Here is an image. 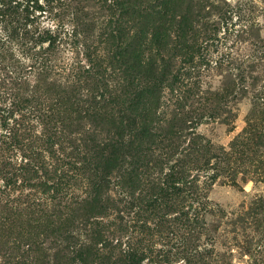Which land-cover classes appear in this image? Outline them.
<instances>
[{
    "label": "rangeland",
    "instance_id": "rangeland-1",
    "mask_svg": "<svg viewBox=\"0 0 264 264\" xmlns=\"http://www.w3.org/2000/svg\"><path fill=\"white\" fill-rule=\"evenodd\" d=\"M6 1L0 264H264V0Z\"/></svg>",
    "mask_w": 264,
    "mask_h": 264
},
{
    "label": "trees",
    "instance_id": "trees-1",
    "mask_svg": "<svg viewBox=\"0 0 264 264\" xmlns=\"http://www.w3.org/2000/svg\"><path fill=\"white\" fill-rule=\"evenodd\" d=\"M9 4V1H6V0H0V5H1V7H0V21L1 22H3V19L5 20V23H7V16L10 14V16L12 17L13 15H17L18 14V9H19V7H16V6H14V7H7V5ZM10 23H13V20L11 19L10 20ZM8 24V23H7ZM17 27L18 26H14V27H12V28H15V30L17 29ZM19 29H21L22 31H24V28L22 27V28H19ZM22 31H20V33L22 32ZM15 33H17V32H15ZM46 34H47V32H46ZM16 37H18V35L16 34ZM48 37L49 36H46V37H42L41 39H38V42L39 43H43V42H46V41H48ZM49 40H51L52 42H53V44L55 43V41H56V39H54L53 37H51L50 36V39ZM119 144H117V145H115V148H117L118 150H117V152H115V156H116V154H119ZM90 205H91V207H90V210H93L94 208H96V209H100L102 206L99 204V201L96 199V198H94L93 200H92V202L91 203H89ZM102 236V230L100 229V231L99 230H96V233H95V237H97L98 239V241H99V237H101ZM71 240V239H70ZM106 246V243H104L103 245H101L100 246V248H98L97 246V248L95 249V248H91V247H82V246H79V248L76 250V251H74V252H76L77 253V256L78 257H80L81 259H80V264H87V263H89V261H87L88 260V258H90L91 256H93V255H97L98 254V252L100 251V250H102L104 247ZM96 252H95V251ZM87 261V262H86ZM95 261V260H94ZM93 261V262H94ZM67 264H75V260H74V258H72V259H70V261L67 263Z\"/></svg>",
    "mask_w": 264,
    "mask_h": 264
}]
</instances>
